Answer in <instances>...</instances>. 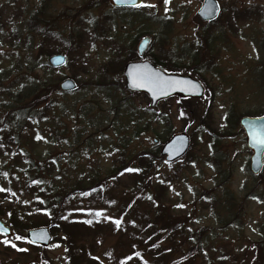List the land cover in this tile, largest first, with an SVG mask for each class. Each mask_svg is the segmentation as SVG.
<instances>
[{
	"label": "rangeland",
	"instance_id": "rangeland-1",
	"mask_svg": "<svg viewBox=\"0 0 264 264\" xmlns=\"http://www.w3.org/2000/svg\"><path fill=\"white\" fill-rule=\"evenodd\" d=\"M141 1L137 10H116L108 0H0V187L23 167L20 150L45 163L58 158L65 188L90 176L105 180L97 195L74 193L60 212L74 252L97 264H134L126 258L134 249L150 264L142 240L154 231L166 264H264V171L249 175L238 127L240 116L264 113V0H217L221 12L210 23L196 15L202 0ZM142 37L149 38L148 56L165 61V71L200 80L204 95L151 107L144 94L127 91L123 69ZM53 54L65 55L66 64L53 68ZM64 78L77 87L60 91ZM104 81L110 87L95 85ZM42 82L45 100L29 108L39 116L17 129L10 117L16 94ZM182 131L190 136L184 157L158 160L160 145ZM142 152L159 157L148 179L139 174L149 158L139 162ZM129 157L136 171L112 179L110 171ZM4 199L9 194L0 189L2 205ZM3 212L0 220L12 229ZM171 221L180 230L166 237ZM63 228L45 251L22 236L0 235V264H75Z\"/></svg>",
	"mask_w": 264,
	"mask_h": 264
},
{
	"label": "trees",
	"instance_id": "trees-1",
	"mask_svg": "<svg viewBox=\"0 0 264 264\" xmlns=\"http://www.w3.org/2000/svg\"><path fill=\"white\" fill-rule=\"evenodd\" d=\"M171 65H174L173 62H171ZM176 66V65H174ZM261 72V69H257V79L260 76L258 73ZM104 80L107 76H103ZM106 81V80H105ZM104 81V82H105ZM43 82L40 85L31 84V88H28L26 92H19L16 94V101L15 106L12 108V111L10 113V117L13 119L12 123L13 126L17 129H20L25 122H29L30 120H33V116H36L35 111L29 112L30 107H36V103L40 100H45V91H42L43 89ZM97 87L102 86L110 87L109 83H96ZM30 98V99H29ZM25 103L22 102V100H26ZM29 99V101H28ZM43 100V101H44ZM28 103V105H27ZM38 115V114H37ZM39 116V115H38ZM41 119V117H38ZM139 119V118H138ZM138 123V121H137ZM11 125V123H8ZM7 127V126H6ZM57 133H55V136ZM54 136V134H53ZM57 137V136H56ZM12 143H19L17 139L12 138ZM21 151V157L23 161V167L18 168L17 172H10L8 177L4 179L3 182H7V187L3 186L0 187L1 191L4 190L8 192L9 199L8 200H2L3 205L0 203V215L5 213L4 210L8 214V220L10 225L13 227V236L11 239L14 238V236L17 237H24V231L28 228L37 227V226H49L50 230L52 232V239H55L56 230L58 228H63L65 224H63L60 220V212H61V206L66 201H69L71 196L75 193H79V196H93L97 195L99 193L100 188H102L103 184L105 183V180H99L95 177L88 178L87 182L81 183L80 186H76L74 188H65L62 180H61V173L63 172V169L59 167L60 160L58 158L53 159V161H49L45 163V160H36L32 155H30L29 152H25L23 150ZM120 153H122L120 151ZM141 156L138 158L139 162H143L144 157L143 155L148 156L149 158L146 159V167L141 168L139 171V174L141 176H144L145 179H148L146 174H148V167H150L151 162L153 159H158L156 153H148V152H142L140 154ZM135 158L129 157L126 161L124 159L117 165V167L113 168L110 171V177L112 179H115L117 176H119L121 173L127 171L132 167L130 165L131 162L134 161ZM162 159L161 157L158 159ZM120 161V160H119ZM148 164V165H147ZM74 166V165H73ZM72 167V166H71ZM118 168V169H117ZM45 169H49L52 171L51 177L49 176L50 173H48L47 177H45ZM136 169L132 170L131 172H135ZM21 173L20 175L23 178V181L19 178H14L15 175H19L18 173ZM11 179L15 180V184L11 182ZM14 184V185H13ZM145 185V184H144ZM25 191L28 193V198L21 197L20 195L23 194V191L19 192L20 190ZM147 200H149L147 198ZM1 201V200H0ZM15 202V204L13 203ZM13 204L15 206H13ZM118 225V224H117ZM145 228L151 230L152 229V222H147L145 224ZM69 227H64L63 230L65 232H68L67 235V241L65 244V249L68 254V257L72 262L75 264H97L94 260H89L83 254L81 251L74 252L76 249L79 248L73 247V243L75 242V238L72 235ZM180 230V223L179 221H171L170 228L168 227L166 230V234H164L166 237L168 235H172L174 231ZM157 231L151 232L145 238L142 240L144 241V244L142 245L145 247V252L148 253L152 258L153 261H151L150 264H166L165 259L163 258L164 250L159 247L158 241L160 240L157 236ZM140 236V235H139ZM141 239V236H140ZM139 239V240H140ZM163 241H165V237L163 238ZM28 245V244H27ZM30 246V245H28ZM31 248L35 249L38 247L30 246ZM46 249H42V251H45ZM192 256V251L186 253L184 255L185 259H188ZM127 260L130 261V259H134V264H148L146 262H143V255L138 251V249L132 250L129 255L126 256ZM128 262V261H126ZM33 264H52L50 260L48 259H39L37 262ZM170 264H180L179 260L171 262Z\"/></svg>",
	"mask_w": 264,
	"mask_h": 264
},
{
	"label": "water",
	"instance_id": "water-1",
	"mask_svg": "<svg viewBox=\"0 0 264 264\" xmlns=\"http://www.w3.org/2000/svg\"><path fill=\"white\" fill-rule=\"evenodd\" d=\"M112 5H137L141 0H109ZM219 13L216 0H203L196 15L203 21L214 20ZM148 39H143L138 50L141 54L146 47ZM50 65L59 68L65 64L66 58L62 54H56L48 59ZM125 87L129 92L145 93L150 105L155 106L162 99L178 97H201L203 87L198 80L189 76L165 73L163 70L153 66L149 61H132L126 63L123 69ZM61 91H72L76 88L74 81L65 78L59 83ZM240 125L245 131L246 141L252 150L250 157V170L257 174L262 167V156L264 152V115L259 117H242ZM189 145V136L185 132L174 133L161 148V155L165 156L167 162H172L181 157ZM0 234L12 236L13 231L0 220ZM27 241L32 245L48 247L51 233L48 226H40L28 229L25 233Z\"/></svg>",
	"mask_w": 264,
	"mask_h": 264
},
{
	"label": "flooded vegetation",
	"instance_id": "flooded-vegetation-1",
	"mask_svg": "<svg viewBox=\"0 0 264 264\" xmlns=\"http://www.w3.org/2000/svg\"><path fill=\"white\" fill-rule=\"evenodd\" d=\"M137 8V7H136ZM136 8H134V9H136ZM133 9V8H132ZM147 51V49H145V51H143V53L141 54V55H139L138 54V52H136V57L134 58V59H132V60H149L150 62H152L153 64H155L156 66H160V67H162L164 64V62L165 61H163L162 59L161 60H158L157 59V57L156 56H151V55H147L146 52ZM189 51H187L186 52V54L188 53ZM174 59H176V58H174L173 57V63H174V65H176V66H178V64L180 63V62H178V61H180V60H175L174 61ZM184 60V59H183ZM176 62V63H175ZM163 68V67H162ZM188 99H193V98H188ZM248 116V115H247ZM241 117L242 116H240L239 117V119H238V127H239V129H240V131L242 132V135H243V137H244V146H246V148H247V152L249 153V155H248V158H247V171L249 172V175L251 176V177H253V178H257L258 176H260L262 173H263V171H264V153H263V158H262V169H261V171L258 173V174H253L252 172H251V170H250V157H251V155H252V153H251V151L248 149V147L247 146H249L248 144H247V142H246V136H245V132H244V130L242 129V127L240 126V124H239V121H240V119H241ZM205 128L208 130V127L207 126H205ZM214 139V138H213ZM216 142V141H215ZM155 143H157V141L155 142ZM163 145V143L160 145V146H162ZM161 148V147H160ZM160 148H159V151H160ZM224 177V176H223ZM225 178V177H224ZM259 178V177H258ZM224 180V179H223ZM236 216H238V215H236Z\"/></svg>",
	"mask_w": 264,
	"mask_h": 264
},
{
	"label": "snow or ice",
	"instance_id": "snow-or-ice-1",
	"mask_svg": "<svg viewBox=\"0 0 264 264\" xmlns=\"http://www.w3.org/2000/svg\"><path fill=\"white\" fill-rule=\"evenodd\" d=\"M132 2H133V4H135V0H132ZM169 2V0H164V3L165 4H167ZM151 6V5H150ZM129 171H132L131 169H129ZM117 223H119V222H117ZM18 239L20 238V237H17ZM5 243H8V241H5Z\"/></svg>",
	"mask_w": 264,
	"mask_h": 264
}]
</instances>
